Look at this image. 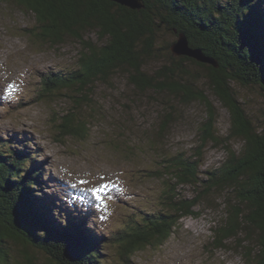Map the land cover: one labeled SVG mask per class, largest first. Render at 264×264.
<instances>
[{
    "label": "trees",
    "instance_id": "obj_1",
    "mask_svg": "<svg viewBox=\"0 0 264 264\" xmlns=\"http://www.w3.org/2000/svg\"><path fill=\"white\" fill-rule=\"evenodd\" d=\"M6 1L34 13L40 30L35 35L43 43L61 45L71 37L82 45L75 68L48 73L36 98L54 102L66 97L72 104L66 113L53 111L55 140L86 139L90 117H96V112L101 116L96 89L124 74L134 89L206 103L209 117L202 129L203 143L212 140L218 146L215 107L199 87L206 79L231 116L225 143L231 138L243 143L240 150L226 143L228 158L203 172L200 150L190 156H163L161 161L160 156L161 166L149 171V176L164 181L161 194L144 207L147 211L133 210L128 222L104 235L97 226L99 234L88 226L91 213L62 206L55 196L39 197L33 184L44 181L43 163L23 145L14 149L12 139L4 141L0 143V264H36L37 259L17 249L13 250L17 256L13 255L12 246L7 245L11 242L41 250L50 264H107L111 261L101 255L108 249L119 257L114 264H134L137 252L165 244L183 218L198 217L201 212L196 207L211 204L219 194L227 198V208L216 229V245L235 239L236 248L244 250V264H264V130L256 128L237 88L259 86L264 91V0H144L141 10L110 0ZM175 28L185 32L193 46L217 59L219 67L172 55L170 41L163 46L161 39L166 34L162 32ZM89 30L98 32L100 42L86 38ZM160 62L164 63L153 68ZM189 63L205 74L189 70ZM164 105L170 111L159 124V138L174 114L173 106ZM185 186L193 194H182L180 188Z\"/></svg>",
    "mask_w": 264,
    "mask_h": 264
},
{
    "label": "rangeland",
    "instance_id": "obj_2",
    "mask_svg": "<svg viewBox=\"0 0 264 264\" xmlns=\"http://www.w3.org/2000/svg\"><path fill=\"white\" fill-rule=\"evenodd\" d=\"M165 31L162 33L167 34ZM39 32L34 13L15 1L0 0V143L12 139L14 149L19 147L15 145H23L36 152L43 163L44 177L50 179L46 189L61 198L63 205L92 210L95 222L91 226H98L104 235L128 222L133 210L147 211L144 207L152 205L161 194L164 181L149 176V171L161 166L157 162L160 156L161 161L163 156L177 153L190 156L200 150L203 172L228 158L226 143L240 150L241 139L224 141L229 136L231 116L206 79H202L199 87L204 88L215 107V129L221 142L218 146L212 140L203 143L202 129L209 117L206 103H188L170 93L134 89L124 74L96 89L94 97L101 116L96 112V117H90L91 130L86 139L55 140L53 111L66 113L72 104L66 97L54 102L36 98L48 73L75 68L82 45L71 37L61 45L43 43L35 35ZM166 34L161 39L163 46L176 37ZM86 38L100 42L94 30H89ZM169 62L173 65L171 60ZM163 63H155L153 68ZM187 68L205 74L195 64L189 63ZM237 88L256 128L263 131L264 91L259 86ZM164 102L174 107V114L159 138L156 136L159 124L170 111L165 110ZM20 132L23 133L19 139ZM128 145L133 148H127ZM25 164L30 166V162ZM202 176L205 178L206 174ZM105 184L107 188L102 198L96 199L91 190ZM33 185L39 197L48 196L39 184ZM180 190L184 195L193 194L190 186ZM226 199L219 194L213 197L212 205L205 202L196 207L201 215L183 218L165 244L137 252L132 258L134 264H244V250L236 248L237 240L229 239L224 246L214 241L216 229L225 219ZM7 245L12 246L11 253L15 256L13 250L17 249L37 259L36 264H50L48 255L33 246L12 242ZM115 258L119 259L110 249L102 252L101 259L111 261L107 264H114Z\"/></svg>",
    "mask_w": 264,
    "mask_h": 264
},
{
    "label": "water",
    "instance_id": "obj_3",
    "mask_svg": "<svg viewBox=\"0 0 264 264\" xmlns=\"http://www.w3.org/2000/svg\"><path fill=\"white\" fill-rule=\"evenodd\" d=\"M119 5L131 8L133 10H141L145 8L144 0H110ZM176 37L170 44L171 54L177 57H189L200 63L207 64L209 66L219 67L217 59L208 56L202 49L193 46L190 43L188 36L185 32H179L177 28L173 29ZM172 35V36H173Z\"/></svg>",
    "mask_w": 264,
    "mask_h": 264
},
{
    "label": "snow or ice",
    "instance_id": "obj_4",
    "mask_svg": "<svg viewBox=\"0 0 264 264\" xmlns=\"http://www.w3.org/2000/svg\"><path fill=\"white\" fill-rule=\"evenodd\" d=\"M82 184L86 183L85 181H81ZM107 188V185H103L102 187H98V188H94L91 191L93 192V194L95 195L96 199H101L102 196L101 194L104 192V190Z\"/></svg>",
    "mask_w": 264,
    "mask_h": 264
}]
</instances>
